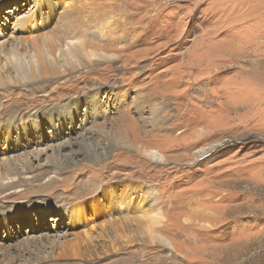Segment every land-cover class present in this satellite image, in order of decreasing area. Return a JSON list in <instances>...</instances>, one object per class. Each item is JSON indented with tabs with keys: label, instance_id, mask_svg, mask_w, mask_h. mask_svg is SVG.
<instances>
[{
	"label": "rangeland",
	"instance_id": "1",
	"mask_svg": "<svg viewBox=\"0 0 264 264\" xmlns=\"http://www.w3.org/2000/svg\"><path fill=\"white\" fill-rule=\"evenodd\" d=\"M82 1L0 0V80L29 68L33 40L52 43L73 23L89 25L88 50L104 57L56 81H0V171L44 149L35 179L0 196V259L51 232L67 257L53 264H264V0ZM15 39L28 45L17 62ZM19 110L28 117L10 130ZM53 111L55 127L27 129ZM88 137L106 159L77 146L53 158L64 140ZM151 227L171 246L139 237Z\"/></svg>",
	"mask_w": 264,
	"mask_h": 264
},
{
	"label": "bare ground",
	"instance_id": "2",
	"mask_svg": "<svg viewBox=\"0 0 264 264\" xmlns=\"http://www.w3.org/2000/svg\"><path fill=\"white\" fill-rule=\"evenodd\" d=\"M116 4L117 3H115L114 5H116ZM85 5L86 4H84V6ZM114 5H112V6H114ZM71 6H73V5H71ZM50 8H52L54 10L53 6H51ZM102 8H103V5H102ZM68 10H70V9H68ZM73 14H74V11L72 13V16H70V14H69V16L73 17L74 16ZM78 15H79V13H78ZM102 15H104V14H102ZM102 15H101V17H103ZM30 17H32V16H30ZM30 17H29V19H30ZM63 18L65 19V17H63ZM67 18H69V17H67ZM74 18H76V15ZM79 18H80V16H79ZM68 20H70V19H68ZM72 20H74V19H72ZM85 20H86V18H85ZM63 22H65L66 24H70V22L73 23V21H71V20H70V22L67 20H64ZM77 22H78V20H77ZM81 22H83V20ZM99 22H100V20H99ZM83 23H85V22H83ZM75 24H76V22H75ZM97 24H99V23H97ZM62 25H63V23H62ZM78 25H79V23H78ZM79 26L74 25V23H73V25H67L66 26L67 28L64 27V29L61 26L62 28L60 27V30L63 29V30H66L67 32L61 38H58V36H57V38L53 37L54 39L52 38L53 39L52 43H43L40 46L36 40H33L32 41V48H29L30 50H32V52H27L26 53L27 56L24 57V59H23L24 61L27 62L29 68H26L22 72H20V70H18L17 76L15 78H13V80L10 79L8 81H3V80H0V81L11 84V85H8V87H11V86L12 87H17V86L27 87L29 85H26V84L35 83L36 82L35 80H37L38 78H42L43 80H45V79L50 80L51 79L52 81L53 80L56 81V79L58 80V78H61L65 74L70 75L73 72L80 70L81 68L87 67L86 65L90 64L94 59L104 58L102 55H98V54L94 53L93 51L88 50L89 44L86 41L85 35L90 30L89 25L84 24V26H81V25H79ZM103 26L105 27V25H103ZM106 27H107V25H106ZM106 27H105V29H106ZM100 31L102 33L103 29H101ZM56 33H58V31H56ZM52 35L54 36V34H52ZM60 35H61V32H60ZM106 37H107V35H106ZM55 40H57L58 42ZM17 42H18V40L15 39L14 44H12V48H11V51L9 52V56H8L9 61L17 62V60L20 59L19 50L20 49L21 50L24 49L25 51L27 50L28 45H27V41L25 39H23L22 41L19 40L18 43ZM1 48H2V46H1ZM3 48H4V46H3ZM2 52L3 51H0V53H2ZM40 112H41V110H40ZM15 113H17V114H15ZM15 113H14L15 118H13V120L10 122V126L12 127V128H9L10 130H17L16 129L17 123L23 121L24 117H28L26 110H19ZM56 113L57 112L53 111V112H49L48 114H45V115L38 114L36 116L37 120H33L32 123L26 124V125H28L27 129L30 127V125H33L31 127L32 130H35L36 132H41L42 130L39 128V125L43 124V123L46 124L47 121H49L51 127H53V126L55 127L54 122H56V120H58V119H56L54 121ZM9 116H11V115L9 114ZM19 117H20V119H19ZM44 117L46 118L45 121L43 120ZM28 122L29 121H27L26 123H28ZM20 129H23V128L22 127L19 128L18 131ZM25 131H26V129H25ZM65 135H66V133H65ZM109 137H107V138H109ZM88 138H85L81 141H76V142L75 141L72 142L71 138H68L66 140L63 139L64 141L62 143H60L59 145L54 147L55 150L53 151V154H54L53 158H55L57 154L61 153V155H62V152H65V149H67L66 147H68V150H69V149H71L72 146H77V147H79L80 150H82L85 153L86 157L89 160L106 159L107 156L109 155V153L103 148H100V149H102V151L99 152L100 149L96 148L98 145L95 146L93 144V140L91 138H89V139ZM43 151H44V149L43 150L42 149L36 150L35 152H32V153L28 152V154L25 155L27 157L26 161H24L25 159L24 160L22 159L25 156H18V157L14 156L13 158L7 159L9 161L8 164H3V169H2V171H0V196H2L3 194H6L8 192H11L13 190L16 191L18 188L26 186V184H25L27 182L25 179L26 176H28V178H30V176H31L32 178L34 177V179H35V176H32V175L37 171V169H39V168L41 169L43 167V165L40 164V157L44 154ZM68 155H66V159L62 158V159H64L65 164H69L68 162H66L67 160L72 161V163L76 161V160H74V157L70 156L71 154L69 156ZM147 155L158 163L163 161L162 155L158 154L156 151L147 152ZM67 156H68V159H67ZM50 158L52 160V157H50ZM34 162L38 163L37 166L33 165ZM57 163L58 162H53L49 165V166H51V168L53 170H55L56 177L59 175L60 172H62V169L60 170V167H59L60 165ZM55 179H57V178L54 177V179L51 181L54 182ZM47 184L46 185L41 184V186H39L37 190H40V189L42 190V189H44V187H48ZM82 192H84V191H82ZM121 198H122L121 199L122 202L120 204L124 205V203H128L129 206H127V207L130 209L132 206L131 196L125 192V194H123L121 196ZM30 206L31 205H29V207ZM34 206H36V205H33L31 207H34ZM67 215L72 217V218H77V215H78L79 217L81 216V219L83 220V212L82 211L81 212L80 211L74 212L73 208H69V210L67 211ZM154 219L150 218V219H144V220L147 221L146 223L149 225H153L154 224L153 221H156L155 224H160V222H161L160 219H158V218H154ZM131 221L132 222H130V227L131 226L133 227L134 225L136 226V224L138 223L137 221H139V218L137 220L136 218L132 217ZM102 229H103V226H102ZM96 230H97V228H96ZM100 230H101V228H100ZM133 230H135V231H133ZM132 231L134 232V237L139 233L137 229H132ZM105 232H107V231L105 230ZM108 234H110V232H108ZM142 234H144L145 236L141 237ZM105 235H107V233L101 234L100 236L104 237ZM92 236L93 235H91V237ZM139 237H141L144 240L145 239L150 240V241H148V244L149 243L155 244V245H159V246H164L166 248L171 246V243L169 242V240L161 237V235L157 233V230H155L154 227L153 228L151 227V229H147L146 232L140 233ZM56 239H57V235L53 236V234L51 232H46L42 235H39L38 237L37 236H31V237L25 238L24 240L20 241V243L17 246L18 250H20L18 252L19 254H16L14 256L10 255L9 258H6V257L3 259L1 258L0 264H53L54 261H58L59 259H62V258L67 259L66 256H57L56 255V250H57L56 248L58 246V244L56 243ZM132 242H136V244H138L137 240H135L133 238L131 240V244H132ZM143 243H145V242H143ZM115 248H116V246H115ZM119 250L120 249H117V251H119ZM8 251L9 250L5 249L3 252H8ZM64 252H65V250H64ZM22 254H25V256L28 255L30 257V259H27L28 257L26 259H24V256ZM62 264H67V263H62ZM131 264H133V263H131Z\"/></svg>",
	"mask_w": 264,
	"mask_h": 264
}]
</instances>
